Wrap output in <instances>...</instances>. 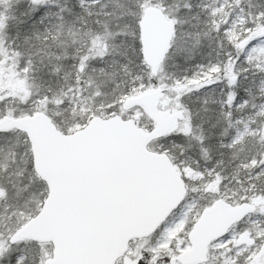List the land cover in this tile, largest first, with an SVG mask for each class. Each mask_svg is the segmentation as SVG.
<instances>
[{"label":"snow or ice","instance_id":"1","mask_svg":"<svg viewBox=\"0 0 264 264\" xmlns=\"http://www.w3.org/2000/svg\"><path fill=\"white\" fill-rule=\"evenodd\" d=\"M0 264H264V0H0Z\"/></svg>","mask_w":264,"mask_h":264}]
</instances>
